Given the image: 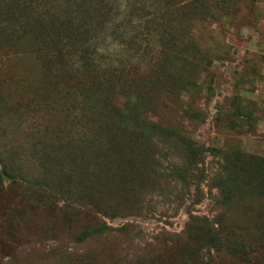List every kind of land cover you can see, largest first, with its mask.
I'll return each mask as SVG.
<instances>
[{"label":"rangeland","instance_id":"obj_1","mask_svg":"<svg viewBox=\"0 0 264 264\" xmlns=\"http://www.w3.org/2000/svg\"><path fill=\"white\" fill-rule=\"evenodd\" d=\"M48 3L0 0L17 89L0 97V264H264V0H190L174 23L153 0H80L92 66L128 77L110 132L22 90L49 73L27 47Z\"/></svg>","mask_w":264,"mask_h":264},{"label":"trees","instance_id":"obj_2","mask_svg":"<svg viewBox=\"0 0 264 264\" xmlns=\"http://www.w3.org/2000/svg\"><path fill=\"white\" fill-rule=\"evenodd\" d=\"M79 1L49 0L45 13L38 14L35 23L39 21V24L33 26L30 33L31 43L27 47L31 48L32 53L38 56L41 46H45L42 60L49 73L39 76L40 83H32V85H38L36 88L22 90L28 91L34 96L41 94L52 96L56 100H59L60 96H64L72 99V103H75L81 112L86 114H91L96 110L105 112L103 132H110L112 127L107 126H112L113 121L116 120L120 126L124 125L119 110V101L128 100L129 95L126 93L128 77L123 78V73L116 75L110 71L100 72V69L92 66V62L83 50V42L78 41V38L84 27L81 26L82 18L85 15L91 17L93 11L89 8L86 14H82L77 9ZM182 1H177V4H174V0H153V5L158 11L156 21L163 23L168 19V23H172L174 8L177 12L179 6L190 2V0ZM40 25L44 26L41 34L36 28ZM84 28L87 30L88 26ZM6 38L13 39L19 44L27 40L23 32L7 35ZM7 83L12 82H8L6 78H0V97L4 92L17 90L11 86H5ZM111 115L113 118L109 117ZM196 166L195 162L190 164V168H196Z\"/></svg>","mask_w":264,"mask_h":264}]
</instances>
